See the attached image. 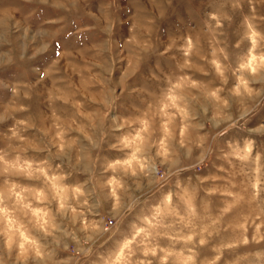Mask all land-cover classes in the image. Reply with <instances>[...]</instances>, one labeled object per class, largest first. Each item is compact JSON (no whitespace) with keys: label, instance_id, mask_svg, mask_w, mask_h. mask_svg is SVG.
<instances>
[{"label":"rangeland","instance_id":"1","mask_svg":"<svg viewBox=\"0 0 264 264\" xmlns=\"http://www.w3.org/2000/svg\"><path fill=\"white\" fill-rule=\"evenodd\" d=\"M0 264H264V0H0Z\"/></svg>","mask_w":264,"mask_h":264}]
</instances>
